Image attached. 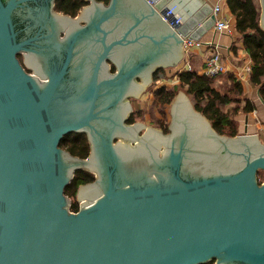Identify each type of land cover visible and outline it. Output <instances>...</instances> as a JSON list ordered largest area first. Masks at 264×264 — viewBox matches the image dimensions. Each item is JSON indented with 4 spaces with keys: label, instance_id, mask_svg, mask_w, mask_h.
I'll return each instance as SVG.
<instances>
[{
    "label": "water",
    "instance_id": "95a60500",
    "mask_svg": "<svg viewBox=\"0 0 264 264\" xmlns=\"http://www.w3.org/2000/svg\"><path fill=\"white\" fill-rule=\"evenodd\" d=\"M87 1L73 16L55 0H0V264H264L259 134L219 133L183 93L169 134L126 122L128 97L183 66L184 36L212 28L213 5L173 27L163 14L181 0ZM74 131L87 157L61 146ZM78 169L95 180L74 211Z\"/></svg>",
    "mask_w": 264,
    "mask_h": 264
},
{
    "label": "trees",
    "instance_id": "16d2710c",
    "mask_svg": "<svg viewBox=\"0 0 264 264\" xmlns=\"http://www.w3.org/2000/svg\"><path fill=\"white\" fill-rule=\"evenodd\" d=\"M109 2V0H103ZM87 0H56V8L67 14L76 15L79 9L87 4ZM230 15L234 18L235 30L243 39L244 46L249 53L253 70L249 76L250 82L258 88L260 98L264 102V28L260 24V0H227ZM192 69L178 71L177 68L160 67L154 72L155 82L160 79V73L168 77L178 74L179 83L169 86L160 84L153 90L154 99L163 107L171 104L180 87L186 89L195 108L205 114L213 127L221 134L234 136L238 133V125L233 116L238 113H249L257 109V105L247 97L242 82L232 72L218 76L204 74L193 63ZM113 69L115 67L113 66ZM225 75L222 89L217 86L218 79ZM142 113V108L130 116L129 122H134ZM161 126L168 132L167 121H161ZM61 146L71 153L87 157L90 153V142L86 132H71L61 140ZM264 171L260 170L259 180L263 182ZM93 172L78 169L72 181L66 186V194L74 198L82 184L93 182ZM79 201L73 200L71 209L79 210ZM199 264H215V259Z\"/></svg>",
    "mask_w": 264,
    "mask_h": 264
},
{
    "label": "built area",
    "instance_id": "2783aa9c",
    "mask_svg": "<svg viewBox=\"0 0 264 264\" xmlns=\"http://www.w3.org/2000/svg\"><path fill=\"white\" fill-rule=\"evenodd\" d=\"M151 5H156L159 0H147ZM213 13H215V23L212 26L216 32H226L232 35L233 45L236 52L241 57L242 61L239 64L232 63L228 64L227 61L223 60V55L220 52L218 45L212 41H204L201 38L195 39L189 36H184V64L178 69L179 72L183 70L192 69L191 53L201 47H207L208 52L205 54L203 59L202 72L209 76H218L226 72L234 73L238 79L244 84L249 81V76L253 70L252 59L247 52L242 37L238 35L235 30L234 18L231 15L225 13L224 8L220 4H216L213 7ZM166 21L169 22L173 27L181 21V17L176 14V6L171 5L163 14ZM162 76V75H161ZM160 83L167 84V80L162 77L159 79ZM179 82L178 74L174 75L172 84ZM256 111V110H255ZM81 206V205H80Z\"/></svg>",
    "mask_w": 264,
    "mask_h": 264
},
{
    "label": "rangeland",
    "instance_id": "374dc122",
    "mask_svg": "<svg viewBox=\"0 0 264 264\" xmlns=\"http://www.w3.org/2000/svg\"><path fill=\"white\" fill-rule=\"evenodd\" d=\"M193 56H194V54L191 53V61H192ZM19 57H20V60L23 61V59L25 58L24 53H20ZM202 66L203 65H200L198 68L200 71H202ZM162 77H164L167 80L166 85H169V86L174 85L171 83L174 76L168 77L165 74L160 73V78H162ZM139 81L141 84H144L140 78H139ZM224 81H225V75H223L222 77H220L218 79L217 86L219 88H221L222 83ZM160 84H162V83H160V80L155 82V76L153 74L152 79L144 87V89L140 92V95L137 98V100H133L135 107H137V108L141 107L142 108V113L136 119V122L145 123L144 127L142 128V131H140L141 135L146 133V132H149V131H147V128L159 130V131L162 130L164 132V134H169L171 132V130L166 132L163 129V127L161 126V121H167L169 129H170V127H171V114H172V109H173V104H174L175 98H181V93H183V94H186L187 98H189L192 102V99L189 96V94L187 93L186 89L180 87L176 93V96L174 97L173 101L171 102V104L163 107L157 100L154 99V95H153V90L155 89V87H157ZM242 85H243L244 92L246 93L247 97H249L257 105V109H255L256 111L253 110L252 112H249V113L234 114L233 118L238 125V133H240L239 130H241L242 133L244 131V133L247 132L250 134H259L262 141L264 142V102L260 99V96L258 93V88L256 86H254L250 82V80L248 82H244V84L242 83ZM132 98L134 99V97H132ZM192 104H193V102H192ZM246 121H247V123H249V126H247L248 127L247 131L245 130L246 129V126H245ZM229 136H231V135H229ZM262 171H264V170H262ZM262 178L264 181V176ZM81 188L82 187L80 186L75 199L70 197L71 203L73 202V200L77 199L79 201V206L81 205L80 199H79Z\"/></svg>",
    "mask_w": 264,
    "mask_h": 264
},
{
    "label": "crops",
    "instance_id": "0c3cea01",
    "mask_svg": "<svg viewBox=\"0 0 264 264\" xmlns=\"http://www.w3.org/2000/svg\"><path fill=\"white\" fill-rule=\"evenodd\" d=\"M206 1H209L213 5V7L216 4L222 5L225 13L230 15V10L229 7L227 6V0H181L180 7L176 13L181 18H182L181 15L188 16L192 12L200 10L201 7H203V5L206 3ZM202 39L204 41H212L216 43L218 45L220 52L223 55V60L227 61L229 65H231L232 63L239 64L242 61L241 57L238 55L233 45V37L231 34L226 32H216L213 30V28H211L202 36ZM207 52L208 49L205 46L198 48L193 52L194 54L193 63L196 68H199L200 65H203V59ZM245 126L246 127L249 126V123H247V121ZM239 131L242 132L241 130Z\"/></svg>",
    "mask_w": 264,
    "mask_h": 264
},
{
    "label": "flooded vegetation",
    "instance_id": "af4514ba",
    "mask_svg": "<svg viewBox=\"0 0 264 264\" xmlns=\"http://www.w3.org/2000/svg\"><path fill=\"white\" fill-rule=\"evenodd\" d=\"M88 3H89V1H88ZM87 3V4H88ZM87 4H85V5H87ZM85 5H83L80 9H79V11L77 12V14L76 15H73V16H77V15H81L82 13H81V11H82V8L85 6ZM55 10H57V11H61V10H58L57 8H56V0H55ZM61 12H63V11H61ZM63 13H65V12H63ZM67 14V13H66ZM81 23L82 24H85L86 22H85V20H81ZM42 23L41 22H39V23H37V25H41ZM61 36L62 37H64L65 36V32L64 31H62L61 32ZM45 40V39H44ZM42 43H43V39H42V41H41ZM44 43L46 44V40L44 41ZM45 50V52H46V54H49L48 52H47V50L48 49H44ZM24 53V59H23V61H21L22 63H23V65L25 66V68L29 71V72H35L34 71V68L29 64V62H28V58H29V55H28V52H23ZM36 56H38V54L36 53ZM47 57H50V55L49 56H47ZM114 66V65H113ZM115 67V66H114ZM113 69V68H112ZM113 71H115V69H113ZM133 96H129L128 97V100L131 102V106H132V110L129 112V114H128V117H127V119H126V122H128V123H134V122H136V121H134V122H129L128 120H129V118H130V116L137 110V107H135L134 105V102H133V98H132ZM144 124V123H143ZM144 127V125L141 127V129ZM88 136V135H87ZM90 150H91V144H90Z\"/></svg>",
    "mask_w": 264,
    "mask_h": 264
},
{
    "label": "bare ground",
    "instance_id": "6f19581e",
    "mask_svg": "<svg viewBox=\"0 0 264 264\" xmlns=\"http://www.w3.org/2000/svg\"><path fill=\"white\" fill-rule=\"evenodd\" d=\"M148 136H149V135H148ZM162 138H164V136H163Z\"/></svg>",
    "mask_w": 264,
    "mask_h": 264
}]
</instances>
